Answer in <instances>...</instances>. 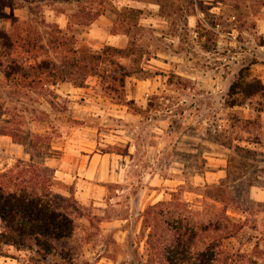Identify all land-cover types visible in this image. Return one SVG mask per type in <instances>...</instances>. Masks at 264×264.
Returning <instances> with one entry per match:
<instances>
[{
  "label": "rangeland",
  "instance_id": "rangeland-1",
  "mask_svg": "<svg viewBox=\"0 0 264 264\" xmlns=\"http://www.w3.org/2000/svg\"><path fill=\"white\" fill-rule=\"evenodd\" d=\"M0 28L33 36L36 47L11 52L23 64L63 56L50 44L56 29L79 50L135 51L109 53L117 74L135 66L122 87L108 85V61L74 97L33 73L5 78L0 60V136L27 134L33 161L53 169L51 190L78 211L52 254L0 246V264L145 263L142 213L171 198L207 213L225 206L244 221L227 250L258 240L264 264V96L226 107L239 77L264 84V0H0ZM17 157L0 151V170L19 171Z\"/></svg>",
  "mask_w": 264,
  "mask_h": 264
},
{
  "label": "trees",
  "instance_id": "trees-1",
  "mask_svg": "<svg viewBox=\"0 0 264 264\" xmlns=\"http://www.w3.org/2000/svg\"><path fill=\"white\" fill-rule=\"evenodd\" d=\"M100 14L102 11L95 10L88 23ZM56 31L58 37H53L50 44L55 45L57 42L56 47H66L63 56L54 60L41 59L32 64H25L24 61L23 64L19 56L16 55V59L10 57L11 52L16 44L20 49L29 45L36 47L33 36L28 32L11 34L0 28V60L7 63L3 76L29 78L30 73H33L43 76L52 85L70 83L82 87L86 78L98 71V65L104 66L105 62L111 61L114 68L109 74L111 83L108 85L112 87L117 82L122 87L124 80L135 73L132 64L117 74L116 69L121 64L109 60L111 52L123 57L134 54L133 43L124 47L105 45L100 53L89 51L88 48L79 50L81 44L77 46L73 34L60 35L61 29ZM239 78L228 88L226 107L237 105L239 96L242 100L254 95L264 96V84L259 80L246 82ZM25 137L16 139L18 143L24 144L29 155L26 161L16 159L17 163L22 164L20 170H0V246H12L19 250L35 249L46 255L52 254L59 243L72 237L74 213L77 211L75 200L72 196L65 197L51 190L53 169L33 161L29 146L34 143L30 142L27 134ZM236 148L248 151L243 147ZM206 190L205 193L212 197L213 189ZM201 211L191 210L174 198L148 205L141 220L142 228L147 231L145 244L148 259L139 264H260L257 255L262 252L258 248V240L253 242L251 252L241 251L240 248L229 251L226 248V241L239 234L244 221L227 215L225 206L220 212Z\"/></svg>",
  "mask_w": 264,
  "mask_h": 264
},
{
  "label": "crops",
  "instance_id": "crops-1",
  "mask_svg": "<svg viewBox=\"0 0 264 264\" xmlns=\"http://www.w3.org/2000/svg\"><path fill=\"white\" fill-rule=\"evenodd\" d=\"M57 86H59L60 90H62L65 87H70L71 91H69V92H71V94H70L71 97H74L73 94L77 93L78 91L81 92V91L87 90L86 87H75L70 83H59V84H57ZM13 142L14 141L9 140V138L7 136H5V137L0 136V144H1V147H3L0 149V151H2V150L12 151L14 153V155L18 156L17 158H20V159L25 158L28 154H27V151L25 149L24 144L18 143V142H16V144H14ZM86 156H89V154H87ZM87 159H88V157H87ZM88 164H90V162Z\"/></svg>",
  "mask_w": 264,
  "mask_h": 264
}]
</instances>
